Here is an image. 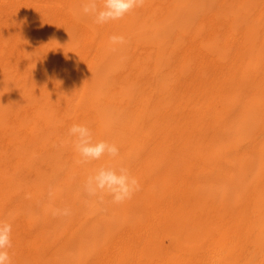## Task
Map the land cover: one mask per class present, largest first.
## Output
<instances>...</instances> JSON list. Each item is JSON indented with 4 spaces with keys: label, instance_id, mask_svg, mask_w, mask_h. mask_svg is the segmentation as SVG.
Masks as SVG:
<instances>
[{
    "label": "bare ground",
    "instance_id": "obj_1",
    "mask_svg": "<svg viewBox=\"0 0 264 264\" xmlns=\"http://www.w3.org/2000/svg\"><path fill=\"white\" fill-rule=\"evenodd\" d=\"M2 1L6 2V0H0V2H2ZM7 1H10V2H8V6L12 7V9H11L12 11H15V9H19L24 14H26L27 11L28 12L31 11V13L36 12L31 7H32V5L36 6L37 2H39V0H37L35 3L34 2L32 3L29 0H7ZM42 1H47V0H42ZM179 1H177L176 4H178ZM50 2H51L52 8L55 6H57V7L60 6V8H63L66 10V12H64L63 10H59V11L55 10L58 12V13L54 14L55 22H58V23L68 22L69 23L70 21H73L72 18H75L76 20H79L83 26L84 25H86V27L88 26L90 31L91 32L93 31V33L95 34L96 30L90 24V22L92 21V18L88 17V16H84L80 13L81 0H50ZM168 3H169L168 0H145V2L143 4V5H149V6L155 5V7H157L159 9L158 11H159V17H160V22H161L160 27H159L160 36L158 39L154 38V39L159 40V45L157 46V49L159 48L158 55H159V53H161L160 56L157 57L158 61H156V62L154 61L155 64L158 63V65H157L158 68H155V69L159 70V72L156 73L157 76L154 79V81L156 82V86H157V89H155V94L158 97L159 106H157V110L155 109L154 112H152V113L148 112L147 114L145 113V115H147L145 120L149 121L151 129L154 130L155 137L153 138V140H157V143L155 144V146L153 148V152H152V151H150L151 149L148 150L149 143H147V141H144L145 143H142V141H141L139 143L140 147H141V143H142L143 147L147 150V154H145V155H149V156H144V155L141 156L139 154L140 156L137 155L138 157L137 156L136 157L139 160L140 164L134 165L135 164L134 162L130 164V165L133 164V166H135L134 169L136 171H133V172L129 171V173H130V175H133V177H134V175H136L135 178L139 181V183L141 185V190L138 191L139 193L136 192L132 196L131 199L124 201L123 206H122V204H120L123 207L124 211L126 213L128 212V215H130V214L131 215L128 216L129 217L128 223L125 220L126 225L123 224L125 227L119 228V230L113 232V234H112L113 237L111 235L112 239L110 238L111 239L110 241H108V239H107V241L110 244L109 247L110 248L114 247V250H112V252L110 249L108 251V249L104 246V243L102 241V239H103L102 238L103 237L102 232L108 230V229L103 230V228H105V225L106 224L108 225V223H106V221L103 219L111 216L112 218L110 217L108 219H110V220L112 219L111 221H113V219H115V216L114 215H113L114 217L112 215L109 216V213H110L109 212L107 214L108 215L107 217H104L103 219H101L103 217V214L106 213V208L108 207V210H109V206H112V203H109V201H113L111 199L112 197H110L109 195H104L101 198L100 196H89L88 195L89 197L85 198L83 191L76 193V195H75L80 200V202H81L80 204L89 213V214H87V212L85 211L86 214L90 215V217H93V220H94L92 222L91 227L88 228V230L89 231L91 230V232L94 234V235H92L93 237L91 235H90L91 237L88 236V233L87 234L84 233L81 236L82 240L84 241V242H82V241L81 242L85 244L84 246L81 245V246H83L81 248H83L85 251L88 250L87 248L91 247V246H89V243H88V245L86 244L87 241H89V240L92 241L91 239H93L92 246L97 245L96 249H95L96 253L94 252L93 253L94 256L92 255L93 259H94L93 263L96 262L98 264H134V263L138 262L137 264H153L152 259H154V257H156V255L158 253H162V249H165L167 247H171V248L172 247L173 248L178 247L181 244L183 246V243L185 245L187 243L188 244L189 243H195L198 246V248H201L200 254H202L200 257H198V260H197L198 263H200V264H218L214 258V254L211 253V251L208 252L207 250L214 248V247H220V248L228 247L231 250V252H233L239 243L246 242V240H244V239H246L250 236L254 242L259 243L261 241H264V0H198L196 3H193L192 0H182L181 5L183 7V10L181 11V13L176 15V17H172L173 11L172 12H171V10L168 11L167 6H166V4H168ZM173 4H175V3H173ZM175 7H172V8L175 9ZM1 8H3V7L0 4V31L2 28L1 25L3 24V22L7 23L10 20V19H7V21L5 19L3 20V17H2L3 13L2 12H4L5 9L2 11ZM142 11H143V8H142ZM169 13H171L172 15ZM73 15H74V17L71 18V16H73ZM152 15H153V13L151 14V16ZM4 17H5V15H4ZM9 17H12V15H9ZM32 19H33V17H32ZM75 19H74V21H75ZM151 19H153V17ZM47 21H49V20L47 19ZM150 21L152 23V20H150ZM154 22L155 21H153V23ZM158 22L159 21H157L155 23L158 24ZM76 23H77V21H76ZM76 23H74V24H76ZM136 23H138V22H136ZM17 25H18V23H17ZM137 26H138L137 29L139 30V25H137ZM137 26L133 27V29H135ZM99 27H100V25H99ZM130 27H131V25H130ZM140 27H141V25H140ZM155 27H157V26H155ZM155 27H152V28L155 29ZM108 28H110V27H108ZM128 28L129 27H127L126 29L128 31H130ZM117 29H118V27H117ZM122 29H124V28H122ZM122 29H121V31L125 32V29L124 30H122ZM137 29L135 31H137ZM85 30H87V29H85ZM114 30L115 29L113 28V31ZM6 31H8V30H6ZM148 31H150V30H148ZM39 32H41V31H39ZM39 32H37V33H39ZM81 32H83V31H81ZM138 32L141 33L143 31L139 30ZM13 33H14V31H13ZM35 35L36 34H34V36ZM87 35H89V34H87ZM102 35H101V37H102ZM125 35H124V37H126ZM16 36H18V35H16ZM40 36H38V37H40ZM107 37L109 39V35ZM129 37L132 38L131 36H129ZM135 37H137V36H135ZM14 40H12V42H14ZM24 40H26V38ZM47 40H48L49 46L46 49L47 53L44 54V59L46 60V61L45 60L44 61L48 64V66L50 64H52V66L55 65V66L61 68V66L63 67V65L70 63V61H72V57L70 55L67 57L63 56L64 52L63 53H61V52L55 53V51H57V50L58 51L62 50L61 48H63L64 42L66 40H67V43H69V42L71 43L73 41L72 32L71 33L66 32V34L63 33L60 35L55 33L52 35V38L47 39ZM130 41H131V43H134L133 40H130ZM30 42L31 43H29V44L35 43L33 40H30ZM2 43H4V42L2 41ZM108 43H109V41H108ZM151 43H153V42H151ZM155 43H157V41H155ZM111 46L112 45H110V47ZM147 46H148V44H147ZM113 47L114 46H112L111 48L113 49ZM126 47H129V46H126ZM116 48L117 47H115V51L117 50ZM21 49L23 50V45L21 46ZM68 49H69V47H68ZM107 49L111 50L109 48H107ZM122 49H119V51L121 52ZM0 50H1V47H0ZM33 52L31 53V51H30L31 58H33V56H32V54H34ZM94 52H95V50H94ZM38 53H40V52H38ZM100 53H101V51H100ZM123 53H125V52H123ZM151 53H153V52H151ZM4 54L9 56L10 53H1V51H0V144H1V140H2L1 137H3V132H4L3 130L5 129V128H3L2 124L5 123L6 119L11 120L13 117L14 118L13 120H15V118H16V116L14 117L13 114H12L13 116L11 115L12 117H10L8 115L11 119L7 118L8 116H6L5 119H4V117L2 118V116H5L4 115L5 109H7L6 107L9 105L10 101H15V99L18 96H21V95H18L16 98L14 97V95L20 94L17 91L16 94L14 93L13 96H10L11 98H14L13 100H11V98L8 97V95H10V93H8L9 84H12V83L5 85L6 83L4 80L6 79L8 81L10 78H12V76L10 75L11 77L8 78L9 75L6 74L7 69L5 70L6 71L5 74L7 76L2 75V73H3L2 70L4 69L5 66L3 68L1 67L2 66L1 65V59H2V56ZM22 54H24V53H22ZM149 54L150 53H148V55ZM26 55H28V53ZM83 55L84 54H82V56ZM112 55H114V54H112ZM123 55L120 53L119 56L122 58ZM36 56H38V54ZM98 56H100V55L98 54ZM126 57H128V56H126ZM19 59L21 60V58H19ZM103 59L106 61V58L103 57ZM153 59H155V58L153 57ZM112 60H114V59H112ZM42 61H43V59H42ZM98 62L100 64V60H98ZM140 62H141V60H140ZM111 63L110 64L113 65V61ZM122 63H123V61H122ZM34 64H36V63H34ZM106 64H108V62ZM115 64H117V63H114V67H115ZM8 65H10V64H8ZM107 66L109 67V65H107ZM26 67H28V65H26ZM26 67L23 69H27ZM29 67H28V71L30 69H32V68L29 69ZM16 68L17 67L15 65L14 71ZM69 68H71V63L68 66V69ZM47 69H48V67H47ZM102 69L103 68L100 69L101 72H102ZM112 69H113L112 74H114V71H116V69H114V68H112ZM117 69H118V67H117ZM97 70L98 69H96V70L93 69V71L96 72L94 74H96L95 76H97L96 77L97 79L102 80V78L100 79V77L98 76L99 74L97 75V72H98ZM138 70H140V69H138ZM21 71H22V69H20V72ZM37 71H41V73H43L44 70L41 69V70H37ZM58 71H60V70H58ZM71 71H72V68H71ZM143 71H144V69H143ZM153 71H155V70H153ZM109 72H110V70H109ZM109 72H108V74H109ZM127 72L129 73V71H127ZM127 72L125 74H127ZM24 73H26V72H24ZM33 73H34V71H33ZM33 73L31 72V75ZM137 73H138V71H137ZM12 74H14V72ZM19 74L21 75V73H19ZM38 74H39V72H38ZM82 74H84V72H82ZM101 74L103 75L104 78H105V76L109 77V75L107 73L105 75L104 71ZM138 74L141 75L140 72ZM156 74H153V75H156ZM46 75H48V73H46ZM46 75H44V76H46ZM23 76H26V75L22 74L21 77H23ZM27 76H28V72H27ZM55 76H57V75H55ZM62 77H63V75L61 76V78ZM65 77H67V76L65 75ZM33 78L34 77H32V79ZM53 78H54V76H53ZM104 78H103L102 82L101 81L99 82V84L103 83L102 86L98 85L97 86L98 88L97 89L95 88V90L98 92L93 90L94 92L98 93L99 96L101 95L99 93V90H100L99 86H101V88L103 86H106L109 88L111 85L113 86V84H110V86H109L108 85L109 82H106L107 84L105 83L106 85H104ZM23 79H26V78H23ZM23 79H21V81ZM29 79H31V77H29ZM36 79H37V77H36ZM38 79H41V77H38ZM57 79L59 80V78H57ZM121 79H118V81H117L120 84H118L116 82L117 85H119V89H120V85H121V82L119 80H121ZM48 80H50V79H48ZM51 80H50V82H52ZM91 80H92V77H91ZM107 80H105V81H107ZM125 80H126V83H128L126 78L123 79V81H125ZM17 81H18V78H17ZM19 81H20V78H19ZM62 81H63V79H62ZM112 81H113V79H112ZM10 82H12V79ZM91 82H93V81H91ZM113 82L115 83V81H113ZM3 83H5L4 84L5 86H7L6 87V89H7L6 94L8 93L7 95H5V92L3 91L4 90V87L2 86ZM26 83H28V81H26ZM32 83L34 84V81H32ZM54 83L60 84L59 81L54 82ZM69 83H72V81ZM110 83H112V82H110ZM123 83H125V82H123ZM130 83L134 84V82H132V81L129 82L128 84H130ZM13 84H16V82H13ZM22 84H23L22 87L24 89L25 83H22ZM63 84H65V83H63ZM93 84L95 86V84L97 85L98 83H93ZM19 85L17 84L18 88H19ZM29 85L30 84H28V89L30 88ZM36 85H38V84H36ZM42 85H44V84H42ZM60 85L62 86V84H60ZM60 85H58V86H60ZM69 85L71 86V84H69ZM69 85H66V86L70 88ZM117 85H115V86L117 87ZM127 85H125V86H127ZM1 86L3 89L1 88ZM51 86H53V82L51 83ZM94 86H92V87L94 88ZM131 86L129 87V90H130ZM133 86L137 87V85L136 86L133 85ZM153 86H154V84H153ZM11 87H13V89H11V91L13 93V90H15V89H14V86H11ZM38 87H35V88L38 90ZM40 87H41V85H40ZM60 87L58 89H55V92L53 91L54 94L55 93L57 94V96L60 93V90L63 91V89H64L63 86H62L63 89H61ZM32 88L33 87H31V89ZM54 88L55 87L53 86L52 89H54ZM126 88H128V87H126ZM34 90L35 89L30 90V91L33 92ZM65 90H67L66 87H65L64 91ZM42 91L43 90H41V92ZM48 91H50L49 93H51V94L53 93V92H51V90L46 89L47 95H48ZM115 91L116 92H114V91L113 92L117 93V94L119 93V92H117L118 90H115ZM121 91H122V89H121ZM63 92L60 93V97H62V98H63V96L65 97V95H66V94L63 95ZM65 93L71 94L68 91H66ZM112 93H110V95ZM56 94H55V96H56ZM117 94H115V95H117ZM123 94H124V91H123ZM155 94H154V96H155ZM38 95L40 96V95H42V93L38 94ZM94 95H95V93H94ZM104 95L105 94L102 95L103 96L102 98H104ZM124 95H123V97H124ZM136 95H137V93H136ZM24 96H22V97H24ZM33 96H35V98H37L36 95H33ZM119 96L122 97V93L119 94ZM58 97H55V99L57 101L60 100V98L57 99ZM69 97H71V96L69 95ZM96 97H97L96 99H98V95ZM108 97H110V96L108 95ZM120 97L118 99H120ZM27 98H28V96H27ZM62 98H61L60 102L64 99V98L63 99ZM100 98H101V96H100ZM107 98H105V100H107ZM17 99H20V98H17ZM21 99L16 100V101L17 102L21 101ZM28 99H30V98H28ZM32 100H33V98H32ZM43 100H44V98H43ZM52 100H54V99H52V97H51V101ZM26 101H28V100H26ZM26 101H24V102L26 103ZM51 101H48V102H51ZM110 101L111 100H109V102ZM128 101H129V99H128ZM138 101H139V98H138ZM29 102L31 103V99L29 100ZM29 102H27V105L26 104L25 105L29 106L30 105ZM63 102H64V105L67 103V102L65 103V101H63ZM28 103H29V105H28ZM56 103H58V102H55V104ZM22 104H23V101H22ZM37 104L39 105L40 103H38V101H37ZM51 104H53V103H51ZM60 104H62V103H60ZM17 105L18 104H16V106ZM43 105L44 106L47 105L46 106L47 108L45 107V108H39V109L47 110L51 106L49 103H47L46 105L44 103ZM22 106H24V104ZM22 106H21V108H22ZM33 106H35V105H33ZM44 106H42V107H44ZM59 106L62 107V110H63L64 106H61V105H59ZM10 107H12V106L10 105ZM51 108L52 107H50V109L47 110L49 113H51L50 115H53L52 114L53 111L56 114L55 110H53L54 108H52L53 111H51ZM8 109H9V107H8ZM33 109H35V107H33ZM64 109H66V108H64ZM68 109L71 110L72 108L68 107ZM121 110L123 111V109H121ZM147 110L150 111V109H147ZM14 111H12L11 113H13ZM47 111L43 112V114L44 113L46 114ZM117 111H119V109ZM143 112H145V109ZM41 113L42 112L40 110V113H38V114H40L42 116V119H44L45 115H42ZM61 113H64V112L61 111ZM6 114H8V113L6 112ZM14 114H16V113H14ZM60 115H59V118H60ZM64 115L67 116V114H65V113H64ZM121 115H122V113H121ZM121 115H119V116H121ZM136 115H137V113H136ZM29 116H34V114L31 113ZM35 116H37V115H35ZM127 116H129V115H127ZM51 117L53 118L54 116H51ZM62 118H64V117H62ZM33 119H34V117H33ZM38 119H41V118H38ZM128 119H129V117H128ZM134 119H135V117H134ZM18 120H19V118H18ZM29 120L31 121V118ZM57 120H58V118H57ZM120 120H122V119H120ZM39 121H40L39 124H41L43 122V120H39ZM78 121L80 122V120H78ZM10 122H12V121H10ZM26 122L29 123L28 121H26ZM18 123H19V121H18ZM70 123H71V121H70ZM81 123H83V121ZM84 123H85V121H84ZM120 123H121V125H119V124H116V125L120 126L121 129H124V128H122V122H120ZM5 124L7 125V123H5ZM86 124H88V123H86ZM124 124H125V122L123 120V125ZM134 124L135 123H133V126L136 125V124L135 125ZM10 125L13 126V124H10ZM14 125H16V124H14ZM17 125L19 126V124H17ZM28 125L25 127L29 128ZM129 125H130V123H129ZM34 126H35V124H34ZM133 126H131V127H133ZM19 127H22V126H19ZM41 128H43V127H41ZM134 128H132V129H134ZM136 128H138V127H136ZM30 129H32V128H29V130ZM54 129H56V127ZM135 129L133 132H135ZM5 130H7V129H5ZM16 130H17V128H16ZM38 130H40V128ZM125 130H126V128H125ZM42 131H43V129H42ZM55 131H57V130H55ZM114 131H116V130H114ZM27 132L29 133L30 131L27 130ZM121 132H122V130H121ZM121 132H118V133L116 132V134L119 135ZM146 132L147 133H144V134H148L149 131L147 130ZM7 133H9V132L7 131ZM53 133L55 135V132H53ZM53 133H51V134H53ZM16 134H17V132H16ZM22 134H24V136H25V133L22 132ZM114 134H112L113 137L109 138V139H111V141L114 137L117 136V135L114 136ZM122 134H120V135H122ZM139 134L142 135V133H139ZM144 134H143V136H144ZM8 135L5 136L4 138H8ZM60 135L62 136L63 134H60ZM17 136L19 137V135H17ZM44 136H45V134H44ZM125 136L127 138V135H125ZM131 136L132 135L130 134V137ZM138 136H140V135H138ZM36 137H38V135H36ZM54 137H56V136H54ZM140 137H138V138L141 139ZM14 138H16V137H14ZM61 138H63L65 141L67 140V139H65V137H60V139ZM67 138H68V136H67ZM69 138H71V137H69ZM132 138H134V137H132ZM132 138H130L129 142L132 141L131 140ZM143 138H146V136ZM9 139H10V137H9ZM24 139H25V137H24ZM109 139H108V141H109ZM15 140H18V139H15ZM43 140H44V138H43ZM52 140H54V142H55L54 138ZM103 140H106V139L104 138ZM136 140H138L137 136H136ZM4 141H6V139ZM40 141L42 144L43 143L42 140H40ZM48 141L52 142L51 144L54 143L50 139ZM48 141H45V142L47 143ZM61 141H62V139H61ZM61 141H60V143H61ZM16 142L15 143L13 142L10 144L15 145ZM31 142H32V140H31ZM57 142H59V141H57ZM68 142H70V141H68ZM117 142H119V144L121 143V141H119V140ZM134 142L136 143L137 141H134ZM134 142L132 141L133 145L135 144ZM111 143L116 144V141L114 140V142H111ZM122 143H123V141H122ZM6 144H7V142H6ZM35 144H36V142H35ZM41 144L39 145L38 148L41 147ZM18 145H19V143H18ZM27 145H29V143ZM49 145H46V146L49 147ZM53 145H55L54 148H56L57 151L61 150V149H58L59 146H56V145H58L57 143L53 144ZM65 145L66 144L64 143L63 148ZM131 146H130V149H131ZM136 146H137V144H135L134 150H136L139 147V145L137 147ZM35 148H37V147H35ZM44 148H46V147H44ZM60 148H61V146H60ZM132 148H133V146H132ZM4 149H2V146L0 145V171L3 170L4 167L5 168L8 167L6 169H9V166H10L9 162H11V160L13 162V159H14L13 158L11 160H8V155H7L8 153H6L7 151L5 152ZM40 149L42 150V148H40ZM130 149L128 148V150H130ZM9 150H10V148H9ZM49 150H50V148H49ZM138 150L139 149H137V151ZM47 151H46V153L51 152V151H48V152ZM57 151H55L53 153H56ZM63 151H61V152L59 151L60 154ZM33 152H35V151H33ZM40 152H37V153H40ZM64 152H66V151H64ZM132 152L130 153V155L132 154ZM134 152H135V154H137L136 151H134ZM122 153H124V152H122ZM35 154L36 153H34V155ZM51 154H52V152L50 153V155ZM56 154L58 155L59 153H56ZM39 155H41V154H39ZM46 155L49 156L48 154H46ZM128 155L129 154H127V156ZM25 156H26V154H25ZM29 156H31V155H28V157ZM119 156H120V151H119ZM34 157H37V156H34ZM34 157L31 159V160H33V162L35 160ZM60 157H62V155ZM136 157H134V158H136ZM24 158H27V156L23 157L22 159L24 160ZM30 158L28 160H30ZM38 158H40V157H38ZM105 158H106V156H105ZM105 158H103V159H105ZM118 158L119 157H117L116 159L114 158L115 160L113 159V161L111 160V162H109L110 161L109 160L107 163L108 166H124V167H127L129 170V167H128L129 163L125 162V160H123V158H121V160H117ZM128 158L130 159V157H128ZM108 159H110V158L108 157ZM28 160L26 159V161H28ZM52 160H54V158ZM55 161H57V158H56V160H54V162ZM134 161H135V159H134ZM68 162L70 163V161H68ZM35 163H36V161L34 162V164ZM52 163L48 164V162H47L46 164L51 166ZM58 163H60V161H58ZM102 163L105 164V162H103V161H102ZM109 163H111L112 165H109ZM27 164H28V162L26 163V165ZM92 165L93 164H91V167H92ZM49 166L45 165L44 167L47 168ZM54 166L55 165H53V167ZM93 166H97V165L94 164ZM28 167H30V166H28ZM59 167H60V165H59ZM137 167H138V170H137ZM32 168H29V170ZM68 168H70L69 165H68ZM73 168H75V167H73ZM77 168H78V166H77ZM55 169H56V167H55ZM38 170H39V168H38ZM4 171H5V169H4ZM43 171L45 172L46 170H43ZM51 171H50V173H51ZM62 171H65V170L62 169ZM31 172H29V173L32 174ZM57 172L60 173L59 171H57ZM72 172H74V171H71V173ZM2 173H3V175L0 172V186L3 183L2 181L5 179V176H7L5 174V172H2ZM71 173H69V174H71ZM76 173H77V171H76ZM4 174H5V176H4ZM9 176H11V175H8V177ZM37 176H39V175H37ZM41 176H42V174H41ZM74 176H75V174H74ZM69 177L68 178L66 177L67 179L65 178L63 180L69 181L68 180ZM75 177H77V176H75ZM75 177H74V180H75ZM28 178H29V176H28ZM20 179L21 178L19 176L18 181H20ZM59 179H61V178H59ZM59 179H58V181L56 180L57 184H58V182H60ZM77 180H78V178H77ZM56 181H55V183L53 182L55 185H56ZM80 181H83V180H80ZM62 182H64V181H62ZM68 183L66 182V184H68ZM48 184H50V182H48ZM63 184H65V182ZM63 184H61V185H63ZM66 184H65V186H67ZM78 184H80V183H78ZM221 184H225V185H227V184L228 185L229 184H232V185L242 184V185H244L243 193L245 191L247 196L248 195L253 196L254 200L252 202V205L254 206V210L251 211V216L247 219L248 223H250V222L253 223V225L250 229H245L244 231H239L240 228L238 227V222H236V221H238L237 218H238L239 212H236L234 209H232L229 212H224L222 209H218L217 207H215L216 206L215 204H213L214 206H210V205H207V207L205 206L204 203H208L207 200H210L215 195L218 196L220 191H219V193H217V189H218L217 186L221 185ZM35 185L36 184H34V186ZM69 185H71V184H69ZM2 186H4V185H2ZM73 186H74V188L78 187V185H76V186L73 185ZM6 187H8V186H6ZM48 187H50V185H48ZM25 188H27V187H25ZM45 188H46V186H45ZM82 188H81V190H84ZM29 189H30V186H29ZM35 189H37V191L40 190L39 188H36V187H35ZM51 189L53 190V188H51ZM68 189H70V187H68ZM49 190H50V188H49ZM3 191L6 193V189H3ZM46 191H48L47 188L45 189V192H43L44 195L45 194L47 195ZM8 193L9 192H7V194ZM19 193H17V194H19ZM32 193H33V195H32L33 198H32V196H31V198L34 199V195H36L38 192L37 193L35 192L36 194L34 192H30L29 194H32ZM50 193L51 192H48V194H50ZM70 193L72 195L73 192L71 191ZM12 194L13 195L11 197H13L14 194L16 195L15 192ZM26 194H28V193H26ZM220 194H219V196H220ZM52 195L53 194H51V196ZM55 195L57 196V194H55ZM55 195H53V197ZM67 195H69V194L67 193ZM71 195L69 197H71ZM16 196H17V198L19 197L18 195H16ZM36 196L38 197V194ZM51 196L47 197V198H49V201H48L49 204H53V203H50V200L52 199ZM86 196H87V194H86ZM59 197H57V198H59ZM3 198L4 197H2V191L0 190V199H3ZM72 198L76 199V197H74V196ZM43 199L45 202V198H43ZM218 199H219V197H218ZM23 200L24 199H22L21 202ZM69 200H67V201H69ZM40 201L43 202L41 199H40ZM40 201H38V202H40ZM53 201L55 202V200H53ZM14 203H17V202L15 201ZM73 203H75V202H73ZM116 204L117 203H114V207L116 206ZM62 205L64 206V204H62ZM68 205H70V202ZM120 205L118 204L117 207L121 208ZM2 206H0V208ZM8 206H10V205H8ZM27 207H29V206L27 205ZM31 207H32V205H31ZM31 207L26 208V209L29 210V209H31ZM45 207H47V206H45ZM55 207H56V205H55ZM55 207L53 206V208H55ZM117 207L115 209H117ZM2 208H5V207H2ZM13 208L18 209V206L13 207ZM42 208H44V206ZM47 208L50 209L49 205ZM51 208H52V206H51ZM56 208H58V207H56ZM84 208L82 210V213L84 211ZM20 209H22V208H20ZM24 209H25V207H24ZM26 209L24 210V212L27 211ZM77 209L78 208H76V210ZM111 209H112V207H111ZM113 209H112V211H113ZM44 210H45V208H44ZM22 211H23V209H22ZM109 211H111V210H109ZM9 212L12 215V213H11L12 211L9 210L7 213L8 215H9ZM78 212H80V211H78ZM30 213H31V211H30ZM57 213H59L58 210H57ZM75 213H76V215H79V216H80V214L82 215V213H80V214H78L77 212H75ZM32 214H34V213H32ZM86 214L83 213V215H86ZM30 215H28V216L31 217ZM36 215H34L33 217H36ZM38 215L40 216V214H38ZM38 215H37V217H39ZM58 216H59V214H58ZM69 216H70L69 220H71V218H75V219L79 218V217H75V215H73L74 217H71V214H69ZM105 216H106V214H105ZM121 216H119V217L121 218ZM41 217H43V216H41ZM125 217H127V215ZM46 218H47V215L44 217V219H46ZM52 218H53V216H52ZM54 218L52 221H54ZM120 218H119V221H120ZM30 219H29V221H30ZM66 219H67V217L65 216V220ZM89 219L91 220L92 218H89ZM216 219L218 220L217 223L215 222ZM0 220H2V219H0ZM26 220H27V218H26ZM40 220H42V219H40ZM40 220H38V221L40 222ZM77 220L78 219H76L75 222H77ZM29 221H26V222H29ZM52 221H51L52 224L50 223L51 224L50 226L55 225V223H56V221H55V223ZM59 221L57 224H61L60 226L62 227L63 224H62V222H59ZM42 222L44 223V220H42ZM89 222H91V221H89ZM68 223L69 222L67 220V224L66 223L65 224L68 225ZM77 223H79V222H77ZM54 227H51V228H53V230H56L58 228L57 226H56L57 227L56 229ZM67 227L65 226L66 229H67ZM107 228H108V226H107ZM29 229L27 227H24L23 225L18 226L17 229L12 228V237H11L12 238V247H11V250L14 253V255L17 257V260L19 259L18 256L20 254H21V256H23V253L26 254L28 252H31L35 256H37L36 254L39 251H40V254L38 253L39 255H41V253L43 254L42 250H44V251L46 250L49 254L50 253L53 254L58 249V245L55 241H54V244H49V245H46L45 247L43 246L42 249L40 248V246L37 243L31 242L33 240L36 241V238H38V237L40 239L43 238L44 241L47 242V239L44 237V235L42 238H41L42 235L41 236L37 235L39 233L42 234L43 233L42 230H38L41 232H39L37 234L35 233V235H37V236H35L33 234L34 237H36V238H34L32 236L34 239L32 238L31 241H28L27 239L24 241H21L20 237H19L20 241L16 239V237H18L19 235L22 236V235L28 233L27 235L29 236V232H36L37 231V229H35V228H33L34 231H28ZM47 229H48V226L45 229L46 231H44L45 234L50 233L49 230H47ZM85 230L87 231L86 226H85L84 232H85ZM59 231L61 232V230H59ZM54 232H57V230ZM57 233L59 235V232H57ZM50 234H52V232ZM61 234H63V232H61ZM80 234H82V233H80ZM55 235H57V234H55ZM67 235H70V234H67ZM67 235H65V236H67ZM84 237H86L87 239ZM47 238L49 241L51 240L48 237V235H47ZM55 238L53 237V240ZM62 238H63V236L61 235V239ZM79 239H81V238H79ZM53 240H51L50 243H52ZM40 241H39V243H41ZM188 244H187V246H188ZM68 245H69V243H68ZM71 246L72 245L70 244V247ZM59 247H60V245H59ZM107 247H108V245H107ZM61 248H63V247H61ZM75 248H76V246H75ZM185 249H187V248H185ZM58 250L60 251V249H58ZM77 250H79V249H77ZM203 250H206V251L204 252ZM63 251H65V250H63ZM88 251H90V250H88ZM195 251H197V250H195ZM87 252H85V253H87ZM9 253L11 255L10 249H9ZM44 253H46V252H44ZM184 253H186V250ZM187 253H190L188 251V249H187ZM83 254H84V252H83ZM73 256H71V260H73V261L75 260V262H77L76 259L78 257L74 256L76 258L75 259ZM92 256H91V258H92ZM224 256H226V254ZM230 256H233V255H230ZM52 257H53V255H52ZM64 257L66 258L67 256L65 255ZM64 257H62V259ZM25 258H27V257H25ZM45 258L47 260L46 256H45ZM195 259H197V258H195ZM31 260L34 261V258ZM31 260H29V261H31ZM36 260H38V259H36ZM42 260H44V259H42ZM67 261H69V259H66V260L64 259V262L60 261V262H62L60 264H65V263H67ZM36 262L38 263V261H36ZM91 262H92V260H91ZM155 262H154V264H155ZM31 263H32V261H31ZM34 263H32V264H34ZM41 264H43V263L41 262ZM49 264H51V262ZM87 264H88V260H87Z\"/></svg>",
    "mask_w": 264,
    "mask_h": 264
},
{
    "label": "rangeland",
    "instance_id": "obj_2",
    "mask_svg": "<svg viewBox=\"0 0 264 264\" xmlns=\"http://www.w3.org/2000/svg\"><path fill=\"white\" fill-rule=\"evenodd\" d=\"M30 2H36L37 0H29ZM169 1V3L168 4H166V6H167V9H168V11L169 10H171V12H172V14H173V16L172 17H176V15H178L179 13H181V11L183 10V7H182V0H168ZM176 1V2H175ZM177 1H179L178 2V4H176L177 3ZM198 0H192V2L193 3H196ZM8 2H10V1H7L6 0V2H4V1H2V2H0V4L2 5V7L3 8H1L2 9V11L4 10V12H2L3 14H2V17H3V20L5 19L6 21H7V19H10L7 23H4L3 22V24L1 25L2 26V28H1V31H0V47H1V53H10L9 54V56L8 55H6V54H4L3 56H2V59H1V67L3 68L4 66V69L2 70L3 71V73H2V75L4 76H7V75H9L8 76V78H10L11 76H12V78H10L8 81L5 79L4 81H5V83H3V87H4V92H5V95H7L8 93H10V95H8V97L9 98H11L10 96H13L14 95V93L16 94V92L18 91V93H20V94H17V95H14V97L16 98L18 95H21V96H18L17 98H22L21 99V101H16V100H20V99H15V101H10V103H9V105L6 107L7 109H5V116H2V118L4 117V119L6 118V116H10V117H12L13 115H14V117L16 116V118H15V120H13L14 118L12 117V119L8 116L7 118H10L11 120H9V119H6L5 120V123H7V125L5 124H2V126H3V128H5V129H7V130H3L4 132H3V137H1V146H2V149H4L5 150V152L6 153H8L7 155H8V160H11V159H13V162H12V160H11V162H9L10 163V166H9V169H6V168H8V167H4V169H5V171H4V169L3 170H1L0 172H1V174L3 175V173L2 172H5V174L7 175V176H5V174H4V176H5V179L2 181L3 183L1 184V186H0V190L2 191V197H4L3 199H0V206H2V207H5V208H0V219H2V220H7L8 222H10L11 224H12V228L13 229H17V227L18 226H20V225H23L24 227H27L29 230L28 231H34L33 230V228H35V229H37V231L38 230H42V234L41 233H39V232H41V231H36V232H29V236L27 235V234H24V235H19L18 237H16V239L17 240H19L20 241V238H21V241H24V240H28V241H31V239L34 237V235H35V233L37 234V233H39V234H37L38 236H41V238L43 237V235H44V237L47 239V242H45L44 241V239L42 240V239H40L39 237L38 238H36V237H34V238H36V241L35 240H33V241H31V242H35V243H37L39 246H40V248L42 249L43 248V246L45 247L46 245H49V244H54V241L57 243V245H58V249H60V251L58 250H56L53 254L52 253H48L46 250L44 251V250H42L43 251V254L41 253V255H39L40 254V251L36 254L37 256H35L33 253H31V252H28V253H26V254H24L23 253V256H21V254L18 256V260H17V257L14 255V253L12 252V250H11V248H10V252H11V264H30L31 263V261H32V263H36V264H41V262L43 263V264H49L50 262H51V264H60V263H62V262H60V261H63L64 262V259L66 260V259H69V261H67V263H65V264H87V260H88V264H98V263H96V262H94L93 263V261H94V259H93V253L95 252L96 253V251H95V249H96V246L94 245V246H92V244H93V239H91L92 241H87V245H88V243H89V246H91L90 248H87L88 250H90V251H85L83 248H81V247H83L85 244L84 243H82V242H84L83 240H82V235L84 234V233H88V236H92V235H94L92 232H91V230L89 231L88 230V228L89 227H91V225H92V222L94 221L93 220V217H90V215H87V214H89L87 211H86V209L80 204L81 202H80V200L78 199V197L77 196H75L76 195V193H79V192H84V196H85V198L86 197H89L88 196V194L85 192V190H81V188L82 189H84V184H85V182L84 181H86V179H87V177L92 173V171L94 170V169H96V168H98V167H100V166H102V165H106L107 163H108V161L109 162H111V160L113 161V159L114 158H111V157H109L110 159H108V157L106 156V158L105 157H102L100 160H97V161H92V162H90V163H81V162H79L80 161V157H79V155L74 151V149H73V146H72V138H69L70 136L68 135V130L67 129H69L70 127H71V125L72 124H74V123H78L79 121L78 120H80V122L79 123H81L82 121H83V124H86V123H88L87 125L92 129V131H93V135H94V139H96V140H101V139H106L107 141H108V139L109 138H111V137H113V135L112 134H114V136L115 135H117L116 134V132L118 133V132H121V130H122V132L120 133V134H122V135H117L116 137H114L113 139L116 141V145L118 146V148H119V151H120V156H118L119 158L117 159V160H121V158H123V160H125V162H127V163H129V165H128V167H129V171H131V172H133V171H136L135 169H134V167L135 166H133V164L132 165H130L131 163H135L134 165H136V164H140V162H139V160L137 159V157L138 156H149V155H145V154H147V150L143 147V145H142V143H145L144 141H147V143H149V147H148V150H150V151H152L153 152V148H154V146H155V144L157 143V140H153V138L155 137V133H154V130H152L151 129V127H150V124H149V121H147V120H145L146 119V116L147 115H145V113L147 114L148 112L149 113H152V112H154L155 111V109L157 110V106H159V104H158V97H157V95L155 94V89H157V86H156V82L154 81V79H155V77L157 76V74L156 73H158L159 72V70L158 69H155V68H158V63L157 64H155L154 63V61L156 62V61H158V59H157V57H159L160 56V54L161 53H159V55H158V51H159V48L157 49V46L159 45V40H157L158 38H159V36H160V33H159V27H160V24H161V22H160V17H159V9L157 8V7H155V5H151V6H149V5H143L142 7H140V8H137V9H135L133 12H131V13H129L128 15H126L124 18H122V19H120V20H117V21H112V22H109V23H107V24H103V25H100V27H99V25L98 24H95L94 22H93V19H92V21L90 22V24L92 25V27H94V29L96 30V32H95V34L93 33V31L91 32L90 31V29H89V27L87 26L86 27V25H82L81 24V22L79 21V20H76L75 18H72V17H74V15L73 16H71V18L73 19V21H70L69 23L68 22H66V23H58V22H55V20H54V14L55 13H58L57 11H55V10H63L64 12H66V10L65 9H63V8H60V6L59 7H57V6H55V7H53L52 8V6H51V2H50V0H47V1H42V0H39V2H37V5L36 6H33L32 4V9H34L36 12H34V13H31V11L30 12H28L27 11V13L26 14H24L22 11H20L19 9H15V11H12L11 9H12V7H9L8 6ZM50 3V4H49ZM173 3H175V4H173ZM180 3V4H179ZM174 5V6H173ZM177 5V6H176ZM154 6V7H153ZM176 6V7H175ZM152 7V8H151ZM172 7H175V9L174 8H172ZM142 8H143V11H142ZM154 8V9H153ZM156 8V9H155ZM173 9V10H172ZM178 9V10H177ZM181 9V10H180ZM153 10V11H152ZM39 11V12H38ZM156 13H155V12ZM177 11V12H176ZM143 12V13H142ZM10 13V14H9ZM153 13V15L151 16V14ZM23 14V15H22ZM169 14H171V13H169ZM171 14V15H172ZM4 15H5V17H4ZM9 15H12V17H9ZM150 15V16H149ZM149 18H148V17ZM32 17H33V19H32ZM53 17V18H52ZM77 17V16H76ZM147 17V18H146ZM153 17V19H151V18ZM52 18V19H51ZM22 19V20H21ZM47 19L49 20V21H47ZM74 19H75V21H74ZM70 20V19H69ZM150 20H152V23H151V21ZM76 21H77V23H76ZM153 21H155V22H157V21H159L158 22V24L157 23H153ZM125 22V23H124ZM127 22V23H126ZM136 22H138V23H136ZM17 23H18V25H17ZM74 23H76V24H74ZM118 27V29H117V27ZM124 25V26H123ZM130 25H131V27H130ZM137 25H139V30L140 31H143V32H141V33H139L138 31V26ZM140 25H141V27H140ZM143 25V26H142ZM70 26V27H69ZM83 26V27H82ZM114 26V27H113ZM135 26H137L135 29H133V27H135ZM155 26H157V27H155ZM103 27V28H102ZM108 27H110V28H108ZM120 27V28H119ZM127 27H129L128 29L130 30V31H128L126 28ZM152 27H155V29L154 28H152ZM113 28L115 29L114 31H113ZM122 28H124L125 29V32H123V31H121V29ZM132 28V29H131ZM85 29H87V30H85ZM109 31H108V30ZM124 29H122V30H124ZM137 29V31H135ZM6 30H8V31H6ZM38 30V31H37ZM107 30V31H106ZM134 30V31H133ZM145 30V31H144ZM148 30H150V31H148ZM13 31H14V33H13ZM39 31H41V32H39ZM81 31H83V32H81ZM86 31V32H85ZM117 33H116V32ZM128 31V32H127ZM37 32H39V33H37ZM66 32L67 33H71L72 32V35H73V41L70 43H67V40L64 42V45H63V48H61L62 50L61 51H55V53H63L64 52V55L63 56H65V57H67V56H71L72 57V61H70V63H71V68H72V71H71V68H69L68 69V66L70 65V63H67V64H65V65H63V67L61 66V68L60 67H57V66H55V65H53L52 66V64H50L49 66H48V64L45 62L46 60L44 59V54H46L47 52H46V49H47V47L49 46V43H48V40L47 39H50V38H52V35L53 34H55V33H57L58 35H60V34H63V33H65L66 34ZM118 35L119 33V35H123L124 33L126 34H124L126 37H125V43H123V44H116V45H113L110 41H109V39H108V35L109 36H111V34L113 35V34H115V33ZM158 32V33H157ZM44 33V34H43ZM110 33V34H109ZM122 33V34H121ZM130 33V34H129ZM34 34H36L35 36H34ZM38 34V35H37ZM41 36H40V35ZM43 34V35H42ZM87 34H89V35H87ZM103 34V35H102ZM16 35H18V36H16ZM101 35H102V37H101ZM123 35V36H124ZM137 36V37H135V36ZM144 35V36H143ZM37 36V37H36ZM38 36H40V37H38ZM67 36V35H66ZM128 36V37H127ZM129 36H131L132 38H130ZM13 37V38H12ZM32 37V38H31ZM153 37V38H152ZM14 40V42H12V40ZM26 38V40H24ZM31 38V39H30ZM42 40H41V39ZM99 38V39H98ZM154 38H157V39H154ZM35 39V40H34ZM108 39V40H107ZM141 41H140V40ZM143 39V40H142ZM30 40H33L35 43H32V44H29V43H31L30 42ZM130 40H133L134 41V43H131V41ZM2 41L4 42V43H2ZM11 41V42H10ZM23 41V42H22ZM108 41H109V43H108ZM132 41V42H133ZM139 41V42H138ZM155 41H157V43H155ZM82 42V43H81ZM151 42H153V43H151ZM14 43V44H13ZM67 43V44H66ZM98 44V45H97ZM147 44H148V46H147ZM23 45V50L21 49V46ZM110 45H112V46H114L113 47V49L110 47ZM16 46V47H15ZM32 46V47H31ZM86 46V47H85ZM126 46H129V47H126ZM29 47V48H28ZM68 47H69V49H68ZM71 47V48H70ZM96 47V48H95ZM115 47H117L116 49V51H115ZM126 49H125V48ZM137 47V48H136ZM153 47V48H152ZM17 48V49H16ZM20 48V49H19ZM74 48V49H73ZM87 50H86V49ZM99 48V49H98ZM107 48H109V49H111V50H108ZM123 48V49H122ZM119 49H122V51L120 52L119 51ZM154 49V50H153ZM5 50V51H4ZM94 50H95V52H94ZM108 50V51H107ZM114 50V51H113ZM126 50V51H125ZM153 50V51H152ZM30 51H31V53L33 52L34 54H32V56H33V58H31V54H30ZM99 51V52H98ZM100 51H101V53H100ZM111 51V52H110ZM157 51V52H156ZM38 52H40V53H38ZM73 52V53H72ZM116 52V53H115ZM123 52H127L126 54L125 53H123ZM131 52V53H130ZM151 52H153V53H151ZM22 53H24V54H22ZM28 53V55H26ZM95 53V54H94ZM109 53V54H108ZM111 53V54H110ZM120 53L123 55V57L121 58L119 55H120ZM139 53V54H138ZM148 53H150L149 55H148ZM38 54V56H36V55ZM82 54H84L83 56H82ZM98 54L100 55V56H98ZM109 56H107V55ZM112 54H114V55H112ZM157 54V55H156ZM30 55V56H29ZM103 55V56H102ZM155 55V56H154ZM23 58H22V57ZM117 56V57H116ZM125 56V57H124ZM126 56H128V57H126ZM103 57L104 58H106V61L103 59ZM109 59H108V58ZM153 57L156 59H153ZM15 58V59H14ZM19 58H21V60L19 59ZM38 58V59H37ZM49 58V57H48ZM42 59H43V61H42ZM112 59H114V60H112ZM45 60V61H44ZM98 60H100V64H99V62H98ZM102 60V61H101ZM105 62H104V61ZM123 61V63H122V61ZM126 60V61H125ZM140 60H141V62H140ZM153 60V61H152ZM19 61V62H18ZM34 61V62H33ZM38 61V62H37ZM113 61V65H111L112 62ZM118 61V62H117ZM147 61V62H146ZM18 64H17V63ZM102 62V63H101ZM108 62V64H106ZM111 64H110V63ZM27 63V64H26ZM34 63H36V64H34ZM77 65H76V64ZM98 63V64H97ZM114 63H117V64H115V67H114ZM8 64H10V65H8ZM85 64V65H84ZM15 65H16V69H15V71H14V68H15ZM26 65H28V67H29V69L30 68H32V69H30L29 71H28V67H26ZM107 65H109V67L107 66ZM14 66V67H13ZM118 67V69H117V67ZM155 66V67H154ZM11 67V68H10ZM27 68V69H23V68ZM47 67H48V69H47ZM100 67V68H99ZM1 68V69H2ZM101 68H103L102 69V72L104 71V73H105V75H106V73L108 74V72H109V70H110V72H109V79L105 76V78L103 77V75L101 74L102 72L100 71V69ZM112 68H114V69H116V71H114V74H112V72H113V69ZM7 69V70H6ZM20 69H22V71L20 72ZM41 69H43L44 71H43V73H41V71H37V70H41ZM84 69V70H83ZM93 69L94 70H96V69H98L97 71L99 72H97V75L100 77V79L102 78V80H103V78H104V85H106L107 83L106 82H109V86H110V84H113V86L111 85L110 86V88L109 87H106V86H103L102 88H101V86H102V84L100 83L99 84V82L101 81L102 82V80H99V79H97L96 77L97 76H95L96 74H94V73H96V72H94L93 71ZM138 69H140V70H138ZM143 69H144V71H143ZM7 71V73H6V71ZM11 70V71H10ZM48 70V71H47ZM58 70H60V71H58ZM69 70V71H68ZM108 70V71H107ZM124 70V71H123ZM153 70H155V71H153ZM26 72V73H24V72ZM33 73V71H34V73L31 75V72ZM106 71V72H105ZM127 71H129V73L127 72ZM137 71H138V73L140 72V74L141 75H139L138 73H137ZM143 71V72H142ZM10 72V73H9ZM14 72V74H12ZM27 72H28V76H27ZM38 72H39V74H38ZM82 72H84V74H82ZM101 72V73H100ZM116 72V73H115ZM127 72V74H125ZM7 75H6V74ZM19 73H21V75L19 74ZM45 73V74H44ZM46 73H48V75H46ZM56 73V74H55ZM111 73V74H110ZM137 73V74H136ZM22 74L23 75H26V76H23V77H21L22 76ZM36 74V75H35ZM67 76V77H65V75ZM82 74V75H81ZM101 74V75H100ZM153 74H156V75H153ZM11 75V76H10ZM39 75V76H38ZM44 75H46V76H44ZM55 75H57V76H55ZM63 75V77L61 78V76ZM92 75V76H91ZM2 76V77H3ZM20 76V77H19ZM53 76H54V78H53ZM73 76V77H72ZM75 76V77H74ZM81 76V77H80ZM92 77V80H91V77ZM102 76V77H101ZM121 76V77H120ZM29 77H31V79H29ZM32 77H34L33 79H32ZM36 77H37V79H36ZM38 77H41V79H38ZM72 77V78H71ZM95 77V78H94ZM98 77V78H99ZM126 78L127 79V82L129 83V82H134V84H132V83H130V84H128V83H126V80L125 81H123V79L124 78ZM6 78V77H5ZM17 78H18V81H17ZM19 78H20V81H19ZM23 78H26V79H23ZM57 78H59V80L57 79ZM108 80H107V79ZM122 78V79H121ZM11 79H12V82H10L11 81ZM21 79H23L22 81H21ZM48 79H52L51 81L53 82V86L55 87L54 89H52L53 88V86H51V83L52 82H50V80H48ZM62 79H63V81H62ZM75 79V80H74ZM112 79H113V81H115V83L112 81ZM118 79H121V80H119L120 82H121V85H120V89H119V85H117V83L118 84H120L119 82H117L118 81ZM55 80V81H54ZM66 80V81H65ZM72 81V83H69V82H71ZM105 80H107V81H105ZM111 80V81H110ZM131 80V81H130ZM26 81H28V83H26ZM31 81V82H30ZM32 81H34V84L32 83ZM44 81V82H43ZM57 81H59V83L60 84H62V86H63V88L65 89V87L67 88V90H65L64 91V89L62 88V86L60 85V84H56V83H54V82H57ZM62 81V82H61ZM91 81H93V82H91ZM154 83H153V82ZM13 82H16V84H13ZM30 82V83H29ZM110 82H112V83H110ZM117 82V83H116ZM123 82H125V83H123ZM152 82V83H151ZM9 83H12V84H9ZM21 83V84H20ZM22 83H25L24 84V89H23V84ZM40 83V84H39ZM63 83H65L66 85H69V84H71V86H70V88L69 87H67L65 84H63ZM69 83V84H68ZM93 83H98L97 85L95 84V86H94V84ZM106 83V84H105ZM140 83V84H139ZM8 85L9 84V91H8V93L6 94V87L7 86H5V85ZM17 84L19 85V88L17 87ZM28 84H30L29 86H30V88L28 89ZM33 84V85H32ZM36 84H38V85H36ZM42 84H44V85H42ZM93 84V85H92ZM117 85V87L115 86V85ZM128 84V85H127ZM139 84V85H138ZM153 84H154V86H153ZM40 85H41V87H40ZM58 85H60V86H58ZM98 85H101V86H99V88H100V90H99V93L101 94L100 96H101V98H100V96H99V94L98 93H96V92H98V91H96L95 90V88L97 89L98 87ZM125 85H127V86H125ZM132 85V86H131ZM133 85H137V87H134ZM2 86H1V88H2ZM11 86H14V89L15 90H13V93H12V91H11V89H13V87H11ZM39 86V87H38ZM92 86H94V88L92 87ZM122 86V87H121ZM131 86V88H130V90H129V87ZM144 86V87H143ZM17 87V88H16ZM31 87H33L32 89H31ZM35 87H38V90L35 88ZM44 87V88H43ZM52 87V88H51ZM61 88V89H63V91L62 90H60V93H62L63 92V95H65V97L63 96V98L62 97H60V93L58 94V96H57V94H56V96H55V94H54V92H55V89H58V88ZM112 87V88H111ZM126 87H128V88H126ZM143 87V88H142ZM23 90H22V89ZM47 90H51V92H53L52 94L51 93H49L50 91H48V95H47V93H46V89ZM69 88V89H68ZM118 88V89H117ZM3 89V88H2ZM1 89V90H2ZM18 89V90H17ZM21 89V90H20ZM33 89H35L33 92L32 91H30V90H33ZM121 89H122V91H121ZM27 92H26V91ZM40 90V91H39ZM41 90H43L42 92H41ZM93 90H95L96 92H94ZM115 90H118L117 92H119L118 94L117 93H114V92H116ZM133 90V91H132ZM11 91V92H10ZM58 91V90H57ZM56 91V92H57ZM62 91V92H61ZM66 91H68L69 93H71V94H68V93H65ZM114 91V92H113ZM123 91H124V94H123ZM38 92V93H37ZM42 93V95H38V94H41ZM113 92V93H112ZM122 93V97H120L119 96V94H121ZM3 93V92H2ZM12 93V94H11ZM27 93V94H26ZM94 93H95V95H94ZM110 93H112L111 95H110ZM133 93V94H132ZM136 93H137V95H136ZM25 96H24V95ZM54 94V95H53ZM103 94H105L104 95V98H102L103 96ZM115 94H117V95H115ZM153 94V95H152ZM154 94H155V96H154ZM33 95H36V97L37 98H35V96H33ZM38 95V96H37ZM54 97H53V96ZM69 95L71 96V97H69ZM98 95V99H96L97 96ZM108 95L110 96V97H108ZM123 95H124V97H123ZM22 96H24V97H22ZM27 96H28V98H30L31 99V103L29 102V100L30 99H28L27 98ZM43 96V97H42ZM52 97V99H54V100H52L51 101V97ZM68 96V97H67ZM73 96V97H72ZM118 96V97H117ZM42 97V98H41ZM48 97V98H47ZM55 97H58L57 99H59L60 98V100H61V98L63 99L61 102H60V100H56L55 99ZM95 97V98H94ZM108 97V98H107ZM114 97V98H113ZM120 97V99H118ZM25 98V99H24ZM27 98V99H26ZM32 98H33V100H32ZM41 100H40V99ZM43 98H44V100H43ZM105 98H107V100H105ZM135 98V99H134ZM138 98H139V101H138ZM141 98V99H140ZM14 98H11V100H13ZM38 99V100H37ZM111 100L110 102H109V100ZM128 99H129V101H128ZM26 100H28V101H26ZM43 100V101H42ZM56 100V101H55ZM69 100V101H68ZM113 100V101H112ZM22 101H23V104H24V106H22L23 104H22ZM24 101H26V103L24 102ZM37 101H38V103H40L39 105L37 104ZM41 101V102H40ZM48 101H51V102H48ZM54 101V102H53ZM63 101H65V105H64V102ZM115 101V102H114ZM122 101V102H121ZM12 102V103H11ZM27 102H29L30 103V105H29V103H28V105L29 106H26L27 105ZM45 103V105L47 104V103H49L51 106L50 107H52V108H54L53 110H55V112H56V114L54 113V111L52 110V108H51V111H53L52 112V114L53 115H50L51 113H49L47 110L48 109H50V107L47 109V110H45V111H47V113L45 114H43V112H45L43 109H39V108H45L46 106H44L43 104ZM55 102H58V103H56L55 104ZM155 102V103H154ZM14 103V104H13ZM51 103H53V104H51ZM60 103H62V104H60ZM16 104H18L17 106H16ZM26 104V105H25ZM61 105V106H64L63 107V110H62V107H60L59 105ZM114 104V105H113ZM10 105L12 106V107H10ZM14 105V106H13ZM33 105H35V106H33ZM69 105V106H68ZM21 106H22V108H21ZM31 106V107H30ZM42 106H44V107H42ZM67 106V107H66ZM116 108H115V107ZM8 107H9V109H8ZM14 107V108H13ZM17 109H16V108ZM27 107V108H26ZM33 107H35V109H33ZM68 107L69 108H72L71 110H69L68 109ZM24 108V109H23ZM26 108V109H25ZM47 108V107H46ZM64 108H66V109H64ZM123 109V111L121 110V109ZM16 111H14V110ZM22 109V110H21ZM30 109V110H29ZM37 109V110H36ZM119 109V111H117ZM144 109H145V112H143L144 111ZM147 109H150V111L149 110H147ZM19 110V111H18ZM40 110H41V114L42 115H45V118L44 119H42V116L40 115V114H38V113H40ZM121 110V111H120ZM12 111H14L13 113H11ZM50 111V110H49ZM61 111L62 112H64L65 114H67V116L66 115H64V113H61ZM6 112L8 113V114H6ZM19 112V113H18ZM21 112V113H20ZM23 112V113H22ZM29 112V113H28ZM38 112V113H37ZM117 112V113H116ZM119 112V113H118ZM122 113V115H121V113ZM14 113H16V114H14ZM34 114V116H29L30 114ZM136 113H137V115H136ZM142 115H140V114ZM13 114V115H12ZM28 114V115H27ZM55 114V115H54ZM61 114V115H60ZM64 116H63V115ZM70 114V115H69ZM12 115V116H11ZM35 115H37V116H35ZM59 115H60V118H59ZM77 115V116H76ZM119 115H121V116H119ZM125 115V116H124ZM127 115H129V116H127ZM24 116V117H23ZM41 116V117H40ZM51 116H54L53 118L51 117ZM66 116V117H65ZM120 118H119V117ZM33 117H34V119H33ZM62 117H64V118H62ZM128 117H129V119H128ZM134 117H135V119H134ZM142 117V118H141ZM18 118H19V120H18ZM23 120H22V119ZM31 118V121L29 120ZM38 118H41V119H38ZM55 118V119H54ZM57 118H58V120H57ZM33 119V120H32ZM51 119V120H50ZM74 119V120H73ZM85 119V120H84ZM120 119H122V120H120ZM131 119V120H130ZM140 119V120H139ZM2 120V119H1ZM21 120V121H20ZM39 120H43V124L41 123V124H39ZM82 120V121H81ZM122 122V128H124V129H121V127L120 126H118V125H116V124H119V125H121V123L119 122ZM123 120H124V122H125V124L123 125ZM133 120V121H132ZM137 120V121H136ZM10 121H12V122H10ZM18 121H19V123H18ZM26 121H28L29 123H27ZM70 121H71V123H70ZM84 121H85V123H84ZM118 121V122H117ZM135 123L134 125L136 126V127H138V128H136L135 126H133V123ZM10 122V123H9ZM35 122V123H34ZM73 122V123H72ZM33 123V124H32ZM68 123V124H67ZM129 123H130V125H129ZM10 124H13V126L12 125H10ZM14 124H19V126H22V127H19L18 125L16 126V125H14ZM25 124V125H24ZM29 124V125H28ZM34 124H35V126H34ZM132 124V125H131ZM140 124V125H139ZM149 124V125H148ZM11 127H9V126ZM28 125V127L29 128H32V129H30L29 130V128H27V127H25V126H27ZM33 125V126H32ZM42 125V126H41ZM44 125V126H43ZM94 125V126H93ZM16 126V127H15ZM31 126V127H30ZM43 127V128H41V127ZM56 127V129H54L55 127ZM118 126V127H117ZM125 126V127H124ZM131 126H133V127H131ZM148 126V127H147ZM35 127V128H34ZM96 129H95V128ZM136 129H135V128ZM15 128V129H14ZM16 128H17V130H16ZM19 128V129H18ZM37 128V129H36ZM40 128V130H38ZM125 128H126V130H125ZM129 130H128V129ZM132 128H134L135 129V132H133L134 131V129H132ZM148 128V129H147ZM10 129V130H9ZM12 129V130H11ZM22 129V130H21ZM26 129V130H25ZM35 129V130H34ZM42 129H43V131H42ZM66 129V130H65ZM98 129V130H97ZM119 129V130H118ZM132 129V130H131ZM138 129V130H137ZM27 130L28 131H30L29 133L27 132ZM38 130V131H37ZM53 130V131H52ZM55 130H57V131H55ZM95 130V131H94ZM114 130H116V131H114ZM149 131L148 132V134H144V133H147L146 131ZM7 131L9 132V133H7ZM13 131V132H12ZM36 133H34V132ZM97 131V132H96ZM16 132H17V134H16ZM22 132L23 133H25V136H24V134H22ZM42 132V133H41ZM53 132H55V135H54V133ZM11 133V134H10ZM19 133V134H18ZM34 133V134H33ZM48 133V134H47ZM51 133H53V134H51ZM132 135L131 137H130V134ZM139 133H142V135L141 134H139ZM9 134V135H8ZM14 134V135H13ZM27 134V135H26ZM43 134V135H42ZM44 134H45V136H44ZM50 134V135H49ZM57 134V135H56ZM60 134H63L62 136L60 135ZM66 134V135H65ZM140 135V136H138V135ZM143 134H144V136H143ZM2 135V134H1ZM8 135V138H4L5 136H7ZM17 135H19V137L17 136ZM36 135H38V137H36ZM53 135V136H52ZM65 135V136H64ZM105 135V136H104ZM125 135H127V138H126V136ZM27 136V137H26ZM29 136V137H28ZM32 136V137H31ZM54 136H56V137H54ZM67 136H68V138H67ZM120 136V137H119ZM136 136H137V139L138 140H136ZM146 136V138H143V137H145ZM9 137H10V139H9ZM14 137H16V138H14ZM24 137H25V139H24ZM58 137V138H57ZM60 137H65V139H67L66 141L63 139V138H61L62 139V141H61V139H60ZM132 137H134V138H132ZM138 137H140L141 139H139ZM148 137V138H147ZM20 138V139H19ZM24 140H23V139ZM43 138H44V140H43ZM55 139V142H54V140H52V139ZM124 138V139H123ZM129 138V139H128ZM130 138H132L131 140L134 142V141H137L135 144H137V146L139 145V147H140V142L142 141V143H141V147L139 148H137V149H139L138 151H137V149L136 150H134L135 148V144L133 145L132 144V141L131 142H129V140H130ZM152 138V139H151ZM6 139V141H4ZM15 139H18V140H15ZM51 140V141H53L54 143L53 144H58V145H56V146H59V148L58 149H61V150H59L60 152L61 151H63L64 149V151H66V152H62L61 154H60V152L59 151H57V149L56 148H54L55 147V145H53V144H51L52 142H50V141H48V140ZM70 139V140H69ZM112 139V141H111V139H109V142L111 143V142H114V140ZM119 141H121V143L119 144V142H117L118 140ZM128 139V140H127ZM8 140V141H7ZM31 140H32V142H31ZM40 140H42V144H41V141ZM59 141V142H57V141ZM127 140V141H126ZM4 141V142H3ZM17 141V142H16ZM45 141H48L47 143L45 142ZM60 141H61V143H60ZM64 141V142H63ZM68 141H70V142H68ZM122 141H123V143H122ZM139 141V142H138ZM6 142H7V144H6ZM15 143L16 142V144L14 145V144H10V143ZM35 142H36V144H35ZM50 142V143H49ZM63 142V143H62ZM129 142V143H128ZM18 143H19V145H18ZM29 143V145H27ZM60 143V144H59ZM66 144L65 146H64V148H63V144ZM5 144V145H4ZM11 146H10V145ZM25 144V145H24ZM34 144V145H33ZM41 144V147L40 148H42V150L40 149V148H38L39 147V145ZM50 144V145H49ZM31 145V146H30ZM46 145H49V147L48 146H46ZM52 145V146H51ZM124 145V146H123ZM126 145V146H125ZM133 146V148H132V146ZM7 146V147H6ZM37 147V148H35V147ZM43 146V147H42ZM60 146H61V148H60ZM130 146H131V149H130ZM136 146V147H137ZM34 147V148H33ZM44 147H46V148H44ZM48 147V148H47ZM125 147V148H124ZM9 148H10V150H9ZM49 148H50V150H49ZM54 148V149H53ZM122 148V149H121ZM128 148L130 149V150H128ZM22 151H21V150ZM33 149V150H32ZM48 150V151H51L52 152V154L50 155V153L48 152V153H46V151ZM57 151L56 153H59L58 155L56 154V153H53V152H55V151ZM10 153H9V152ZM28 151V152H27ZM31 151V152H30ZM33 151H35V152H33ZM41 151V152H40ZM133 151V152H132ZM134 151H136L137 152V154H135V152ZM18 152V153H17ZM37 152H40V153H37ZM45 152V153H44ZM122 152H124V153H122ZM126 152V153H125ZM132 152V154L130 155V153ZM34 153H36L35 155H34ZM10 154V155H9ZM21 154V155H20ZM25 154H26V156H27V158H24V160L22 159L23 157H26L25 156ZM39 154H41V155H39ZM45 154V155H44ZM46 154H48L49 156H47ZM70 154V155H69ZM127 154H129L128 156H127ZM140 154V155H139ZM28 155H31V156H29L28 157ZM62 155V157H60ZM67 155V156H66ZM138 155V156H137ZM22 156V157H21ZM34 156H37V157H34ZM54 156V157H53ZM56 156V157H55ZM124 156V157H123ZM137 156V157H136ZM31 157V158H30ZM34 157V162L36 161V163L34 164V162H33V160H31L32 158ZM38 157H40V158H38ZM64 157V158H63ZM67 157V158H66ZM128 157H130V159L128 158ZM134 157H136V158H134ZM30 158V160H28ZM54 158V160H56V158H57V161H55L54 162V160H52V159ZM103 158H105V159H103ZM125 158V159H124ZM20 159V160H19ZM26 159L28 160V161H26ZM43 159V160H42ZM46 159V160H45ZM116 159V158H115ZM114 159V160H115ZM134 159H135V161H134ZM49 160V161H48ZM58 161H60V163H58ZM68 161H70V163L68 162ZM102 161L103 162H105V164H103L102 163ZM28 162V164L26 165V163ZM30 162V163H29ZM43 162V163H42ZM48 162V164H50V163H52L53 165H55L54 167H53V165L51 164V166H49L48 164H46ZM25 163V164H24ZM57 163V164H56ZM66 163V164H65ZM34 164V165H33ZM91 164H96L97 166H93L92 165V167H91ZM36 165V166H35ZM45 165H47V166H49V167H44ZM57 165V166H56ZM59 165H60V167H59ZM68 165H69V167L70 168H68ZM90 167H89V166ZM109 165H112L111 163H109ZM127 165V164H126ZM28 166H30V167H28ZM34 166V167H33ZM62 166V167H61ZM77 166H78V168H77ZM106 166H108V164L106 165ZM33 167V168H32ZM55 167H56V169H55ZM67 167V168H66ZM73 167H75V168H73ZM29 168H32V169H30L29 170ZM38 168H39V170H38ZM61 168V169H60ZM65 168V169H64ZM131 168V169H130ZM50 169V170H49ZM53 169V170H52ZM62 169L63 170H65V171H62ZM67 169V170H66ZM83 171H82V170ZM9 170V171H8ZM43 170H46L45 172L43 171ZM52 170V171H51ZM74 171V172H72L71 173V171ZM137 170H138V167H137ZM32 171V172H31ZM50 171H51V173H50ZM57 171H59L60 173H58ZM76 171H77V173H76ZM29 172H31L32 174H30ZM54 172V173H53ZM56 172V173H55ZM21 173V174H20ZM65 173V174H64ZM69 173H71V174H69ZM25 174V175H24ZM41 174H42V176H41ZM60 174V175H59ZM74 174H75V176H77V177H75L74 176ZM89 174V175H88ZM8 175H11V176H9L8 177ZM27 175V176H26ZM37 175H39V176H37ZM59 175V176H58ZM19 176H20V181H18V179H19ZM28 176H29V178H28ZM70 176V177H69ZM131 176H133V175H131ZM136 175H134V177H135ZM68 178L69 177V181H65V180H63V179H65V178ZM74 177H75V180H74ZM40 178V179H39ZM42 178V179H41ZM59 178H61V179H59ZM66 178V179H67ZM77 178H78V180H77ZM28 179V180H27ZM58 179L60 180V182H58V184H57V181H58ZM56 181V185L54 184L55 183V181ZM80 180H83V181H80ZM26 183H24V182ZM62 181H64L65 182V184H66V182L68 183V184H66L68 187H70V189H68V187L67 186H65V184H63L64 182H62ZM36 182V183H35ZM48 182H50V184H48ZM54 182V183H53ZM84 182V183H83ZM28 183V184H27ZM78 183H80V184H78ZM25 184V185H24ZM34 184H36L35 186H34ZM46 184V185H45ZM50 185V187H48V185ZM61 184H63V185H61ZM69 184H71V185H69ZM2 185H4V186H2ZM46 186V188L48 189V191H46V193H47V195L45 194L44 195V193L43 192H45V186ZM61 185V186H60ZM73 185H78V187L77 188H74V186ZM222 185V186H221ZM221 185H218L217 186V193H219V191H220V196H219V194H218V196H214L213 198H211L210 200H207V202L208 203H204L205 204V206L207 207V205H210V206H214L213 204H215L216 206L215 207H217L218 209H222L224 212H229V211H231L232 209H234L236 212H239V214H238V218H237V220L238 221H236V222H238V227L240 228L239 229V231H244L245 229H250L251 227H252V225H253V223L252 222H250V223H248V221H247V219L251 216V211L252 210H254V206L252 205V202H253V196H247V194L245 193V191H244V193H243V189H244V185H242V184H240V185H232V184H227V185H225V184H221ZM242 185V186H241ZM6 186H8V187H6ZM29 186H30V189H29ZM33 186V187H32ZM52 186V187H51ZM25 187H27V188H25ZM32 187V188H31ZM35 187L36 188H41L39 191H37V189H35ZM58 189H57V188ZM81 187V188H80ZM240 187V188H239ZM25 188V189H24ZM45 188V189H44ZM49 188H50V190H49ZM51 188H53V190L51 189ZM60 188V189H59ZM3 189H6V193L3 191ZM30 191H29V190ZM57 189V190H56ZM21 190V191H20ZM27 192H26V191ZM36 190V191H35ZM55 190V191H54ZM59 190V191H58ZM62 190V191H61ZM17 191V192H16ZM73 192L72 193V195H71V193L70 192ZM224 191V192H223ZM238 191V192H237ZM7 192H11L10 194L8 193L7 194ZM16 193V195H18L19 197L17 198V196L14 194V196L13 197H11L13 194L12 193ZM20 192V193H19ZM30 192H38L37 194H38V197L36 196V195H34V199H32L33 198V193L32 194H29ZM42 192V193H41ZM48 192H51L50 194H48ZM237 192V193H236ZM4 193V194H3ZM17 193H19V194H17ZM26 193H28V194H26ZM57 194V196L55 195V194ZM67 193L69 194V195H67ZM139 193V192H138ZM216 193V194H217ZM24 194V195H23ZM51 194H53V195H55L54 197H53V195L51 196ZM86 194H87V196H86ZM40 195V196H39ZM61 195V196H60ZM65 195V196H64ZM71 195V197H69ZM6 196V197H5ZM8 196V197H7ZM31 196H32V198H31ZM49 196H51V200H50V203H53V204H49L48 203V201H49V198H47V197H49ZM60 196V197H59ZM68 196V197H67ZM76 197V199L74 198H72V197ZM21 197V198H20ZM45 198V202H44V199L43 198ZM57 197H59V198H57ZM111 197V196H110ZM109 197V198H110ZM218 197H219V199H218ZM11 198V199H10ZM15 198V199H14ZM20 198V199H19ZM29 198V199H28ZM63 198V199H62ZM70 200H69V199ZM72 198V199H71ZM14 199V200H13ZM22 199H24L22 202H21V200ZM40 199L44 202H41L40 201ZM112 199V198H111ZM7 200V201H6ZM20 200V201H19ZM33 202H32V201ZM53 200H55V202L53 201ZM67 200H69V201H67ZM225 200V201H224ZM13 201V202H12ZM17 202V203H14V202ZM30 201V202H29ZM38 201H40V202H38ZM66 201V202H65ZM218 201V202H217ZM19 202V203H18ZM25 204H24V203ZM48 204H47V203ZM58 204H57V203ZM69 202H70V205H68L69 204ZM73 202H75V203H73ZM7 203V204H6ZM12 203V204H11ZM23 205H22V204ZM109 203H112V206H109V210H111V211H109L108 210V207L106 208V216H105V214H103V217L101 218V219H103L104 217H107L108 215V213H109V216L110 215H114L115 216V219H113V221H111L110 219H108V218H110V217H108V218H104L103 220H105L106 221V223H108V228H107V226L105 225V228H103V230H105V229H108L107 231H104V232H102V241H103V243H104V246L108 249V251H109V249L111 250V252H112V250H114V247H112V248H110L109 247V242L108 241H110L111 239H112V237H113V232H115V231H117V230H119V228H124L125 226L124 225H126V221H127V223H128V219H129V217L128 216H130V215H128V212L126 213L125 211H124V209H123V203H119V205L120 204H122V206H121V208L119 207H117V205L118 204H116V206L114 207V202L113 201H109ZM15 204V205H14ZM17 204V205H16ZM56 205V207H58V208H56L55 207V205ZM62 204H64V206L62 205ZM8 205H10V206H8ZM21 205V206H20ZM27 205L29 206V207H27ZM31 205H32V207H31ZM48 205H49V207H50V209L49 208H47L48 207ZM62 205V206H61ZM68 205V206H67ZM84 208V211H83V213H85L86 214V212H87V214L86 215H83V213H82V210H83V208L81 207V206ZM18 206V209L17 208H13V207H17ZM44 206V208H45V210H44V208H42ZM45 206H47V207H45ZM51 206H52V208H53V206L55 207V208H51ZM60 206V207H59ZM12 207V208H11ZM24 207H25V209L26 208H30L31 207V209H26L27 211H25L24 212ZM37 207V208H36ZM40 209H39V208ZM69 207V208H68ZM75 209H74V208ZM111 207H112V209L114 208H116L117 207V209H113V211H112V209H111ZM20 208H22L23 209V211H22V209H20ZM76 208H78L77 210H76ZM82 208V209H81ZM2 209V210H1ZM16 209V210H15ZM38 209V210H37ZM49 209V210H48ZM64 209H69L70 210V214H71V217H74L73 215H75V217H79V218H76V219H78L77 220V222H79V223H77V222H75L76 221V219L75 218H71V220H69V218H70V216L69 215H67L66 217H67V219L65 220V215H60V212L62 211V210H64ZM12 211L11 213H12V215L10 214V212H9V215L7 214L8 213V211ZM48 210V211H47ZM57 210H58V212L59 213H57ZM75 210V211H74ZM108 210V211H107ZM117 210V211H116ZM20 211V212H19ZM30 211H31V213H30ZM33 211V212H32ZM40 211V212H39ZM74 211V212H73ZM78 211H80V212H78ZM86 211V212H85ZM14 212V213H13ZM44 212V213H43ZM73 212V213H72ZM75 212H77L78 214H80V213H82V215L80 214V216L79 215H76V213ZM32 213H34V214H32ZM54 213V214H53ZM31 214V215H30ZM38 214H40V216L39 217H37V215ZM42 214V215H41ZM52 214V215H51ZM58 214H59V216H58ZM117 214V215H116ZM127 215V217H125L126 215ZM11 215V216H10ZM28 215H30L31 217H29ZM34 215H36V217H33ZM47 215V218L46 219H44V217ZM122 215V216H121ZM41 216H43V217H41ZM52 216H53V218H54V221H52L53 220V218H52ZM58 216V217H57ZM61 216V217H60ZM85 216V217H84ZM89 216V217H88ZM113 216V217H114ZM119 216H121V218L124 220H122ZM60 217V218H59ZM84 217V218H83ZM26 218H27V220H26ZM30 219V221H29V219ZM39 218V219H38ZM51 218V219H50ZM57 218V219H56ZM89 218H92L91 220L89 219ZM112 218V217H111ZM118 218V219H117ZM119 218H120V221H119ZM40 219H42V220H44V223L42 222V220H40ZM56 219V220H55ZM75 219V220H74ZM89 221H91V222H89ZM108 219V220H107ZM21 220V221H20ZM29 221V222H26V221ZM33 220V221H32ZM38 220H40V222L37 221ZM48 220V221H47ZM60 220V221H59ZM67 220H68V225H66L67 224ZM126 220V221H125ZM47 221V222H46ZM51 221L52 222H54L55 223V221H56V223H55V225H52V226H50L52 223H51ZM58 221L59 222H62V224L64 225H62V227L60 226L61 224H57L58 223ZM72 221V222H71ZM34 222V223H33ZM216 223L218 222V220L216 219V221H215ZM47 227L48 226V229L47 230H49V232L51 233L52 232V234H50V233H44V231H46L45 229H46V227L43 225V224ZM47 223V224H46ZM51 223V224H50ZM53 223V224H54ZM66 223V224H65ZM87 223V224H86ZM43 226H42V225ZM124 224V225H123ZM30 225V226H29ZM42 227H41V226ZM121 225V226H120ZM29 226V227H28ZM55 226V227H54ZM59 228H57V227ZM65 226L67 227V229L65 228ZM85 226H86V228H87V231L85 230V232H84V229H85ZM51 227H54L56 230H57V232H59V235H58V233L57 232H54V231H56V230H53V228H51ZM111 227V228H110ZM45 228V229H44ZM74 228V229H73ZM80 228V229H79ZM79 229V230H78ZM110 229V230H109ZM59 230H61V232H63V234H61V232L59 231ZM67 230V231H66ZM76 230V231H75ZM81 230V231H80ZM102 230V231H103ZM71 231V232H70ZM73 231V232H72ZM68 232V233H67ZM79 232V233H78ZM32 233V234H31ZM57 234V235H55V234ZM65 233V234H64ZM80 233H82V234H80ZM91 233V234H90ZM105 233V234H104ZM34 234V235H33ZM67 234H70V235H67ZM79 234V235H78ZM85 234V235H86ZM31 235V236H30ZM37 235H35V236H37ZM47 235H48V237L51 239V240H53V237L55 238L54 240H53V242L52 243H50L51 242V240L49 241L48 240V238H47ZM61 235L63 236V238L61 239ZM65 235H67V236H65ZM111 235H112V237H111ZM33 236V237H32ZM53 236V237H52ZM76 236V237H75ZM90 236V237H91ZM109 236V237H108ZM20 237V238H19ZM58 237V238H57ZM60 237V238H59ZM81 238V239H79V238ZM93 237V236H92ZM33 238V239H34ZM84 238H86V237H84ZM111 238V239H110ZM45 239V240H46ZM69 239V240H68ZM87 239V238H86ZM107 239H108V241H107ZM41 240V241H40ZM79 240V241H78ZM244 240H246V242H241V243H239L238 244V246H236V248L234 249V251L233 252H231V250L228 248V247H223V248H220V247H214V248H211V249H209V250H207L208 252L209 251H211V253H213L214 254V258H215V260H216V262L218 263V264H264V241H261V242H259V243H257V242H254L253 241V239L251 238V236L250 237H248V238H246V239H244ZM39 241L41 242V243H39ZM68 241V242H67ZM82 241V242H81ZM59 242V243H58ZM63 242V243H62ZM86 242V241H85ZM47 243V244H46ZM68 243H69V245H68ZM70 244L72 245L71 247H70ZM108 245V247H107V245ZM188 244V243H187ZM187 244L185 245L184 243H183V246H182V244L180 245V246H178V247H167V248H165V249H162V253H158L157 255H156V257H154V259H152L153 260V264H154V262H155V264H200V263H198L197 262V260H198V257H200L202 254H200V250H201V248H198V246L195 244V243H189L188 244V246H187ZM59 245H60V247H59ZM79 245V246H78ZM81 245H83V246H81ZM186 247H185V246ZM192 245V246H191ZM194 245V246H193ZM67 246V247H66ZM75 246H76V248H75ZM191 246V247H190ZM203 246V245H202ZM227 246V245H226ZM253 246V247H252ZM61 247H63V248H61ZM78 247V248H77ZM183 247V248H182ZM190 247V248H189ZM75 248V249H74ZM81 248V249H80ZM185 248H187L188 249V251L190 252V253H187V249H185ZM240 248V249H239ZM77 249H79V250H77ZM178 249V250H177ZM225 249V250H224ZM63 250H65V251H63ZM68 252H67V251ZM185 250H186V253H184L185 252ZM195 250H197V251H195ZM62 251V252H61ZM77 251V252H76ZM184 251V252H183ZM204 252L206 251V250H203ZM251 251V252H250ZM44 252H46V253H44ZM83 252H84V254H83ZM85 252H87V253H85ZM203 252V253H204ZM225 252V253H224ZM62 253V254H61ZM239 253V254H238ZM241 253V254H240ZM59 254V255H58ZM61 254V255H60ZM69 254V255H68ZM72 254V255H71ZM226 254V256H224ZM34 255V256H33ZM50 255V256H49ZM52 255H53V257H52ZM67 256L66 258L64 257V256ZM78 257L77 259L74 257ZM84 255V256H83ZM93 255V256H92ZM230 255H233V256H230ZM32 256V257H31ZM45 256L47 257V260H46V258H45ZM71 256H73L75 259H76V261L77 262H75V260L73 261V260H71ZM91 256H92V258H91ZM169 256V257H168ZM221 256V257H220ZM224 256V257H223ZM24 257V258H23ZM25 257H27V258H25ZM44 257V258H43ZM49 257V258H48ZM62 257H64L63 259H62ZM191 257V258H190ZM33 259L34 258V261L33 260H31V259ZM91 258V259H90ZM195 258H197V259H195ZM36 259H38V260H36ZM42 259H44V260H42ZM49 259V260H48ZM230 259V260H229ZM29 260H31V261H29ZM55 260V261H54ZM91 260H92V262H91ZM17 261V262H16ZM20 261V262H19ZM36 261H38V263L36 262ZM58 263H57V262ZM27 262V263H26ZM29 262V263H28ZM48 262V263H47ZM91 262V263H90ZM230 262V263H229ZM31 263V264H32ZM34 263V264H35ZM138 262H136V263H134V264H137Z\"/></svg>",
    "mask_w": 264,
    "mask_h": 264
},
{
    "label": "clouds",
    "instance_id": "obj_3",
    "mask_svg": "<svg viewBox=\"0 0 264 264\" xmlns=\"http://www.w3.org/2000/svg\"><path fill=\"white\" fill-rule=\"evenodd\" d=\"M145 0H81L80 13L91 17L98 25L107 24L124 18L135 9L143 6ZM113 44L125 43L123 35L109 36ZM72 138L74 151L79 155L81 163H90L102 157L117 158L119 148L107 140L94 139L92 129L83 123H74L68 129ZM84 190L89 196L109 195L114 203H123L141 190L139 181L130 175L124 166H100L87 177ZM61 215H69L70 210L64 209ZM12 224L0 220V264H11L9 249L12 247Z\"/></svg>",
    "mask_w": 264,
    "mask_h": 264
}]
</instances>
